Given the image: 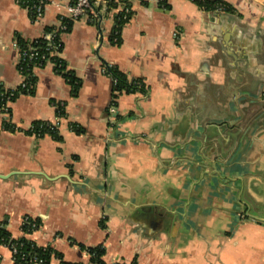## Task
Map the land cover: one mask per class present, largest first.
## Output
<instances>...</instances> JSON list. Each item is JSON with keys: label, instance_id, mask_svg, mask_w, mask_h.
I'll use <instances>...</instances> for the list:
<instances>
[{"label": "crops", "instance_id": "crops-1", "mask_svg": "<svg viewBox=\"0 0 264 264\" xmlns=\"http://www.w3.org/2000/svg\"><path fill=\"white\" fill-rule=\"evenodd\" d=\"M131 1L118 42L115 12L62 33L76 93L48 63L11 102L14 130L0 114V223L18 237L40 219L29 237L67 261L103 244L107 263L264 264V0ZM58 11L0 0V93L22 81L14 42ZM106 64L143 90L116 95ZM38 120L59 137L28 132ZM0 264H15L7 244Z\"/></svg>", "mask_w": 264, "mask_h": 264}, {"label": "trees", "instance_id": "trees-1", "mask_svg": "<svg viewBox=\"0 0 264 264\" xmlns=\"http://www.w3.org/2000/svg\"><path fill=\"white\" fill-rule=\"evenodd\" d=\"M196 3L199 7L207 10V11H215L218 6L222 4L224 0H191ZM143 3H146L147 0H142ZM167 0H160V3L166 4ZM123 5L125 7H131L132 1L131 0H108V5L110 8L118 7L119 5ZM224 11L228 12L231 10V7L224 2ZM132 17L131 14H126L124 11L116 13L115 15V32L117 40L119 41V33L122 26L130 20ZM50 27L47 28L49 30ZM20 46L28 47V46H37L41 52H45V48L49 46L47 42H45L42 38H38L32 41L25 40L21 37L18 38ZM33 63V62H32ZM31 61H30V68H31ZM108 69L109 76L113 80L114 85V92L116 95L122 92H134L138 90H143L141 86L142 80H129L120 69L115 66L108 64L105 65ZM24 68L26 69L25 73L28 75V81L34 83V87L29 90H20V92H16V96L13 97L15 99L20 94H28L31 95L35 91V83H36V76L31 74V69L29 71V64H24ZM28 68V69H27ZM57 73L62 74L68 82L72 86V91L76 93L79 89L80 81L75 76V74L66 68V63L62 60V66L58 69ZM5 103L4 97H2V92L0 93V107L3 106ZM59 115H63V112L60 110ZM5 128L14 130L15 127L12 125L11 122L4 123ZM74 130H78L77 127L73 126ZM30 133H34L38 136H43L45 134H50L55 138L59 137L58 127L57 125L44 120H38L32 123V126L28 130ZM42 225L40 219H35L32 217H25L22 225H21V232L22 234L18 237L13 236L12 231L7 227L5 223H0V244H7L11 248L16 247L17 251L14 253V262L15 264H50L52 257L56 256L59 259V264H137L136 261L132 263H125V262H114V263H107L103 256L105 254L106 248L103 244L96 245V246H85L83 244H79L80 247L89 255V259L87 262L84 261H67L63 258L62 253L54 250L49 244L40 245L36 241L32 240L29 235L36 229H39Z\"/></svg>", "mask_w": 264, "mask_h": 264}, {"label": "built area", "instance_id": "built-area-1", "mask_svg": "<svg viewBox=\"0 0 264 264\" xmlns=\"http://www.w3.org/2000/svg\"><path fill=\"white\" fill-rule=\"evenodd\" d=\"M19 5L26 8L28 12L33 16L35 20H40L44 17L46 12V7L49 4L54 5L59 11L56 21L51 25L49 30H46L42 38L45 42L49 44L45 48V52H41L37 46H28L22 47L16 41L14 46L18 50L19 60H18V69L22 75V81L20 85L16 88H11L2 92V97L5 99V103L0 107V114L10 121L11 119V102L14 100L13 97L16 96V92L20 90H29L34 87V83L28 81V75L25 73L26 69L24 64H29V71L31 69V74L34 75V70L36 68H41L47 65L48 63L54 66V70L57 72L58 69L62 66V49L63 44L61 40V35L63 32L67 31L73 21H76L81 18H88L90 21H99L104 16L109 13L115 12H125L126 14H134V10L131 7H125L119 5L115 8H110L108 5V0H16ZM148 1V0H147ZM224 2L216 11H224ZM226 3V2H225ZM179 37L178 33H175ZM114 40H117V37H114ZM31 61V68H30ZM111 66L110 64H108ZM28 69V68H27ZM104 74L109 75L108 69L106 66L102 68ZM141 86L144 88V83H141ZM116 109L111 107V112H115ZM57 125V124H55ZM37 230V229H36ZM34 230V231H36ZM33 231V232H34ZM11 248V247H10ZM12 253H16V247L11 248ZM14 259V257H13ZM37 264V263H36Z\"/></svg>", "mask_w": 264, "mask_h": 264}]
</instances>
